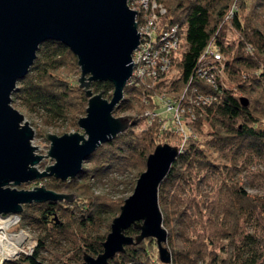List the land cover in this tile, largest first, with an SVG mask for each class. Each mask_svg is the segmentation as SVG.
Listing matches in <instances>:
<instances>
[{
	"label": "trees",
	"instance_id": "16d2710c",
	"mask_svg": "<svg viewBox=\"0 0 264 264\" xmlns=\"http://www.w3.org/2000/svg\"><path fill=\"white\" fill-rule=\"evenodd\" d=\"M156 1L165 8L161 27L177 24L183 32L170 68L161 78L125 83L113 112L130 111V125L87 154L74 176L34 180L74 196L71 201L21 204L16 226L31 229L35 244L29 253L1 264H77L83 253H99L123 199L93 193L90 178L107 176L113 185L131 190L147 154L160 140L179 149L157 191L171 259L161 262L155 239L147 236L124 245L105 264H264V0ZM210 41L223 63L214 84L196 73L199 65L210 64L200 58ZM77 71L67 46L45 39L16 80L10 103L43 126L65 123L76 129L86 96L66 74ZM89 87L111 95L109 80L91 81ZM203 92L214 98L193 105L185 135L170 125L161 127L157 116L133 132L146 110L165 106L161 93L185 106L187 115L188 95ZM125 171V178L114 174ZM138 231L133 225L124 230L132 236Z\"/></svg>",
	"mask_w": 264,
	"mask_h": 264
},
{
	"label": "water",
	"instance_id": "95a60500",
	"mask_svg": "<svg viewBox=\"0 0 264 264\" xmlns=\"http://www.w3.org/2000/svg\"><path fill=\"white\" fill-rule=\"evenodd\" d=\"M135 11L127 0H0V214H18L21 204L31 201H71L72 193L43 184L16 186L49 175L74 176L87 154L130 125L131 115H114L113 110L131 75V53L139 41ZM45 39L62 42L74 54L77 85L86 101L84 113L76 118L80 131L44 133L45 152L52 162L39 170L35 165L42 155L30 143L32 128L10 104V92L27 71L37 44ZM95 80L112 83L109 98L101 90L91 91L89 83ZM241 100L247 102L244 96ZM178 151L167 142L154 146L131 193L111 218L102 250L95 255L83 253L78 264H105L124 245L147 236L155 239L159 260L170 261L157 191ZM130 225L139 230L135 236L124 232ZM9 260L3 257L0 264Z\"/></svg>",
	"mask_w": 264,
	"mask_h": 264
},
{
	"label": "built area",
	"instance_id": "2783aa9c",
	"mask_svg": "<svg viewBox=\"0 0 264 264\" xmlns=\"http://www.w3.org/2000/svg\"><path fill=\"white\" fill-rule=\"evenodd\" d=\"M127 4L135 11V22L137 31H139V41L136 48L131 53L132 69L127 82L138 83L143 79H155L165 76L164 74L171 66L172 54L181 44L183 32L177 24H171L166 27L160 25V15L165 12L164 6L156 0H127ZM200 58L209 60V65H199L196 69L197 75L207 83L214 84V77L217 72L221 73L223 65L219 51L208 42ZM214 95L211 92L188 95L187 108L193 119V105H199L211 101ZM166 109L174 110L175 119L179 122L180 112L185 106H180L174 98L164 101ZM180 110V112H179ZM149 116L150 112L146 110L144 116ZM143 116V117H144ZM148 123V121H147ZM184 134V132H183ZM18 220V214H0V260L3 257L13 259L19 253V241L27 239V234L17 228L18 231L10 230L9 226L15 224ZM13 224V225H14ZM31 251L28 248L26 253Z\"/></svg>",
	"mask_w": 264,
	"mask_h": 264
},
{
	"label": "rangeland",
	"instance_id": "374dc122",
	"mask_svg": "<svg viewBox=\"0 0 264 264\" xmlns=\"http://www.w3.org/2000/svg\"><path fill=\"white\" fill-rule=\"evenodd\" d=\"M229 36H232V34H229ZM182 44V43H181ZM181 47V45H179V47L177 48V50ZM172 71H174L173 69H171ZM79 74V70L77 72H68V74H66V77L73 79L76 83V78ZM164 93V92H163ZM163 93H161L160 100L162 99L163 103L164 101H166L167 99H170L172 97H163ZM108 98V97H107ZM11 104V103H10ZM12 105V104H11ZM13 106V105H12ZM14 108H16L20 113H22L23 119L27 121V123L30 125V127L32 128V137L30 139V143L32 145H36L35 147V152L39 153L42 155V157L40 158V160L37 162V164L35 165L37 169L41 170L44 165L50 164L52 162V159H49V157L46 155L45 150H47L48 147V141L43 137L45 132H51V133H55V134H60L62 132H66V131H73V130H77L80 131L79 128L76 129L74 128H69L68 126L65 125V123H60L58 125H56L55 127L52 125H48V126H43L40 124L39 120L37 119V117H35L32 114H27L24 111L20 110L17 106H13ZM185 109V108H184ZM188 110V109H186ZM150 112V117H147L146 115L144 117H142L139 122L137 123L138 125L134 128L133 132L134 133H138L142 128L146 127L147 125L151 124L152 122V117H158V121L161 123V127H164L166 125H170V128L172 129L173 132L179 133V134H183L187 132V128H186V122L191 121V113L190 111H188V114L185 115L184 114V110H182V112H180V119L179 122L176 121L175 119V112L174 110H168L166 109V106L161 105L158 107V109H154V111L152 110H148ZM114 115H131L130 111H126V112H113ZM185 115V116H184ZM148 121V123H147ZM162 142H166V141H158L157 143H162ZM156 143V144H157ZM168 143V142H167ZM155 144V145H156ZM171 145H175L174 143H169ZM46 155V156H43ZM145 168V167H144ZM144 168L142 170H144ZM140 170V172L142 171ZM128 172L125 171L122 175H117L116 173L115 176L117 178H125V176H127ZM114 174L112 175L113 178ZM139 174L135 175L136 177ZM90 190L93 193L96 194H101L103 196H106L107 198H118L121 197L122 199H124V197H126L129 193H131V190H123L122 184H118L113 185V180L109 179L107 176L102 177L101 179H92L90 178ZM136 179V178H135ZM135 182V181H134ZM34 184H41L39 183H35L34 181L28 182V183H23L24 186H21V184L17 185L16 187H22V188H29L30 186L34 185ZM134 185V184H133ZM248 190H251V187L249 185H246ZM133 188V186H132ZM116 190H120V191H116ZM63 192H68V191H63ZM68 193H72V192H68ZM74 196V193H72ZM17 223V221H16ZM16 223L13 225L11 224L9 226L10 230H14V231H18L17 228H21V227H17ZM165 227V226H164ZM166 228V227H165ZM23 230L26 234H27V239H22L20 240L18 243L19 245V253L16 255V257L19 256V254L21 253H26V251H28V248L33 247V245L35 244V235L34 232L27 228V227H23ZM167 230V229H166ZM15 257V258H16ZM13 258V259H15ZM11 259V260H13ZM78 264V263H77Z\"/></svg>",
	"mask_w": 264,
	"mask_h": 264
}]
</instances>
